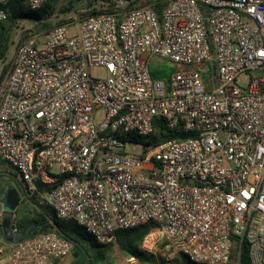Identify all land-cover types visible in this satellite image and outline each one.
<instances>
[{
    "label": "built area",
    "instance_id": "1",
    "mask_svg": "<svg viewBox=\"0 0 264 264\" xmlns=\"http://www.w3.org/2000/svg\"><path fill=\"white\" fill-rule=\"evenodd\" d=\"M134 1L96 0L90 10L107 12L68 16L9 50L0 175L19 203L49 206L101 245L151 224L138 249L155 264H229L242 243L249 264H264V0H170L159 16L127 9ZM154 60L173 68L168 80L152 79ZM155 119L193 136L144 150ZM72 250L45 232L0 248V264H71Z\"/></svg>",
    "mask_w": 264,
    "mask_h": 264
},
{
    "label": "trees",
    "instance_id": "2",
    "mask_svg": "<svg viewBox=\"0 0 264 264\" xmlns=\"http://www.w3.org/2000/svg\"><path fill=\"white\" fill-rule=\"evenodd\" d=\"M96 0H63L58 4L59 0H47L39 9L32 10L23 0H8L2 7L5 13V20L0 21V61H4L13 43L12 37L14 30L21 22H28L31 29L26 31L23 40L28 35L36 34L41 36L43 32L51 29L54 26L61 25L62 22L53 23L51 19L54 17V12L66 14L73 10H84L81 16H90L93 14L105 13V10L91 9ZM170 0H162L157 4H150L146 0L131 2L127 9H136L140 7L150 6L156 13L160 15L161 10L167 5ZM159 61V60H158ZM5 68L2 69L3 74ZM173 68L169 65L166 67L164 62H152L150 66V75L152 79L168 80ZM153 132L144 138H139V141L144 150L157 146L171 139L183 140L193 136L192 132H184L180 127L174 130H167L164 127L162 119H155L153 122ZM29 205L30 217L24 219H15L13 222V230L15 232L24 229L29 224L34 225V230L27 237L31 238L45 232H55L59 236L68 239L73 244L71 255V264H99L110 261V257L115 250L112 244L101 245L96 243L89 236L82 226L77 225L72 221H62L58 219L53 210L49 206L37 205L34 202L26 203ZM151 224H145L141 227L119 230L116 232V247L120 254L124 256H134L138 260V264H155V259L151 255H146L138 249L143 236L151 229ZM238 257V258H237ZM239 261V264H249L247 257V248L242 243L238 252V244L230 257V261ZM229 261V262H230Z\"/></svg>",
    "mask_w": 264,
    "mask_h": 264
},
{
    "label": "rangeland",
    "instance_id": "3",
    "mask_svg": "<svg viewBox=\"0 0 264 264\" xmlns=\"http://www.w3.org/2000/svg\"><path fill=\"white\" fill-rule=\"evenodd\" d=\"M63 0H59L58 4H61ZM85 13L84 10L77 11L73 10L71 12H68L66 14H59L57 15V12H54V17L51 19L53 23L56 22H62L65 23V18L68 16L75 17L76 19L82 18L81 14ZM31 29V25L28 22H21L18 27L14 30L13 37H12V45L9 50L13 49L16 47L17 44H19L21 41H23L24 34L26 31H29ZM29 36V35H28ZM27 36V37H28ZM155 62H161L158 60H155ZM3 61H0V72L3 69L2 65ZM164 65L167 67L169 63H164ZM170 66V65H169ZM90 75L92 77L96 78H101L105 76V71L102 68H91L90 69ZM252 75L257 76L258 72L254 71L252 72ZM125 152L128 154H140L142 152V148L140 146H135V145H126L125 146ZM15 186L13 182L6 181L5 176L0 175V189L7 191L10 189H13ZM13 217L17 220L24 219L26 217H30L29 213V205L26 203H19L15 210L13 211ZM10 246H12L11 243H8L5 241L4 236H3V231L2 228H0V248H2L4 251H9ZM120 252L118 251L117 247L115 246V250L113 254L110 257V261H117L120 257ZM238 258V257H237ZM176 260L178 261L179 264H190L184 257L181 255H176ZM71 261V259H70ZM229 264H238V259L235 261H230Z\"/></svg>",
    "mask_w": 264,
    "mask_h": 264
},
{
    "label": "water",
    "instance_id": "4",
    "mask_svg": "<svg viewBox=\"0 0 264 264\" xmlns=\"http://www.w3.org/2000/svg\"><path fill=\"white\" fill-rule=\"evenodd\" d=\"M19 204V198L17 192L14 189H11L7 192L5 205H4V213H3V222H2V231L3 236L6 242L8 243H18L24 239H26L34 230V225L31 223L26 226L24 229L13 233L12 232V219H13V211ZM239 264V261H238Z\"/></svg>",
    "mask_w": 264,
    "mask_h": 264
}]
</instances>
